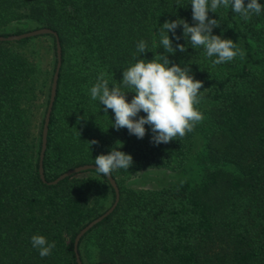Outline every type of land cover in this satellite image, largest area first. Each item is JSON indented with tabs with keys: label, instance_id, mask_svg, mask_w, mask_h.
Masks as SVG:
<instances>
[{
	"label": "trees",
	"instance_id": "obj_1",
	"mask_svg": "<svg viewBox=\"0 0 264 264\" xmlns=\"http://www.w3.org/2000/svg\"><path fill=\"white\" fill-rule=\"evenodd\" d=\"M25 17L34 28L55 29L62 49L42 160L46 180L95 163L113 147L133 156L129 169L112 172L120 191L117 205L79 239L82 263L264 264V10L248 21L231 6L209 12L210 19L220 20L213 34L235 43L238 38L246 53L218 65L202 47L191 46L182 25L169 36L186 51L166 53L160 44L165 21L195 23L191 0H0V34L25 31ZM11 20L15 25L8 30ZM36 36L48 40H0V264H77L74 236L111 204L114 190L96 169L54 184L40 178L44 114L38 124L32 117L44 95L46 109L56 55L52 34ZM141 40L149 50L140 54ZM156 53L190 67L203 81L197 106L202 122L183 138L159 145L149 125L143 139L126 128L116 130L115 114L105 113L89 93L100 73L107 74L109 87L128 91L124 69ZM198 131L203 141L197 179L157 187L128 182L146 167L182 166ZM35 234L55 241L51 255L41 257L32 246Z\"/></svg>",
	"mask_w": 264,
	"mask_h": 264
},
{
	"label": "clouds",
	"instance_id": "obj_2",
	"mask_svg": "<svg viewBox=\"0 0 264 264\" xmlns=\"http://www.w3.org/2000/svg\"><path fill=\"white\" fill-rule=\"evenodd\" d=\"M231 6L233 12L239 14L245 21L253 14L259 15L264 10L260 0H191L192 19L189 24L186 19L168 20L160 28V44L166 53L177 50L186 51L184 44L173 46L169 32L175 33L183 26V36L192 47L203 48L213 65L229 62L237 56L244 58L246 53L237 47L230 38L214 35V27L220 25V20L209 18V12H217L221 7ZM179 40L180 37L176 36ZM149 50L146 41L137 43V52L146 53ZM106 73H100L89 93L92 100H98L103 105L105 113L111 110L115 114L112 126L116 130L126 128L130 135L143 139L147 133L145 125L151 127L152 142L169 143L173 139L183 138L188 132L194 131L196 125L204 119L203 113L197 107L200 103V91L203 81L195 79L188 66L172 63L166 54L156 53L151 60L139 59L123 71L121 85L109 87ZM134 91L131 101L127 93ZM143 112L145 115H140ZM98 143L92 140L91 144ZM122 146V144H121ZM133 164V156L113 147L107 154L95 157V169L110 177L117 169H129ZM34 248L39 250L41 257L51 255L55 241L49 243L46 236L35 234L31 237Z\"/></svg>",
	"mask_w": 264,
	"mask_h": 264
},
{
	"label": "water",
	"instance_id": "obj_3",
	"mask_svg": "<svg viewBox=\"0 0 264 264\" xmlns=\"http://www.w3.org/2000/svg\"><path fill=\"white\" fill-rule=\"evenodd\" d=\"M44 33H50L54 36L55 40V55H56V63L54 67V71L52 74L51 78V83H50V90H49V97H48V102L46 105L45 113H44V118L42 122V127H41V143H40V150H39V164H38V171L40 178L42 181L47 182L48 184H54L57 183L59 180L63 179L64 177L75 173V172H80L85 169H95L94 163H83L76 165L74 167H70L66 169L65 171L61 172L59 175H57L54 179L51 180H46L44 176V171H43V165H42V160L44 156V152L46 149V143H47V132H48V124L50 120V114L52 110V106L54 103L55 95H56V88H57V81H58V75H59V69L61 66L62 62V49H61V43L59 39V35L57 31L51 27L48 26H40V27H35L29 30H25L19 33H9V34H0V40H17L23 37H29V36H35L38 34H44ZM110 185L113 187L114 190V198L111 204L104 210L102 211L99 215L95 216L91 220H89L85 225H83L75 234L74 240H73V250L75 254V259L77 264H83L82 260L80 258L79 252H78V242L81 236L88 230L90 229L94 224L102 220L106 215H108L110 212L113 211L115 206L118 203L119 197H120V191L118 184L116 182V179L113 177L111 174L110 177L105 176ZM95 264H115L110 261H100Z\"/></svg>",
	"mask_w": 264,
	"mask_h": 264
},
{
	"label": "rangeland",
	"instance_id": "obj_4",
	"mask_svg": "<svg viewBox=\"0 0 264 264\" xmlns=\"http://www.w3.org/2000/svg\"><path fill=\"white\" fill-rule=\"evenodd\" d=\"M24 10H27V8H25ZM22 22L24 23L23 28H25V30L32 29L36 25V23L33 22V20H31L28 17L22 18ZM14 23H15L14 20H11L10 22H8L7 26L9 27L6 29L8 30L13 29V25H15ZM32 38L33 39L36 38V39L29 43H42L43 41L48 40V39H44L45 37L41 39L39 36H36V35L32 36ZM235 41H236V44H238V47L243 49L241 41L238 38H236ZM35 48H38V47H35ZM254 48L256 49V47ZM35 53L36 51L33 52V55H35ZM257 54L260 55V52L257 51ZM46 59H47V56L44 57V60H43L44 65H46L45 64ZM44 98H45V95H44ZM44 98L41 101V105L39 106V108L35 111V115L32 117V122L37 121V124L39 123V120L42 117V112L43 114L45 113V110H43ZM127 98L129 101H131V99L133 98V95L127 94ZM25 118L28 120V109L25 112ZM202 141H203L202 132L198 131L194 135L191 153L188 159L186 160V162L182 166L178 168L146 167L145 169L141 170L140 173L137 174L136 176L129 178L128 182L130 183L133 182V184H137L140 186L157 187L159 185L167 184V183L174 182L177 180L197 179L199 175L201 174V169L199 165V154L202 149V145H201Z\"/></svg>",
	"mask_w": 264,
	"mask_h": 264
}]
</instances>
